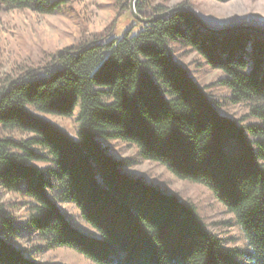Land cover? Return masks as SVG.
<instances>
[{
	"label": "trees",
	"instance_id": "obj_1",
	"mask_svg": "<svg viewBox=\"0 0 264 264\" xmlns=\"http://www.w3.org/2000/svg\"><path fill=\"white\" fill-rule=\"evenodd\" d=\"M145 1L136 5L141 17L169 10L150 11ZM68 3L0 0V11L54 15ZM142 26L109 42L63 49L46 68L0 87V187L31 200L28 224L49 249L68 247L95 264H264V35L212 34L184 11ZM173 43L191 48L224 78L196 83L175 61ZM215 87L228 89L229 102L249 113L221 116L210 93ZM77 108L76 138L40 116L71 118ZM1 131L33 136L17 141ZM106 141L136 147L144 161L206 187L234 215L246 249L226 247L191 200L127 175L134 161L110 156ZM58 200L74 204L101 239L78 232ZM6 232L16 234L0 205V264H39Z\"/></svg>",
	"mask_w": 264,
	"mask_h": 264
},
{
	"label": "rangeland",
	"instance_id": "obj_2",
	"mask_svg": "<svg viewBox=\"0 0 264 264\" xmlns=\"http://www.w3.org/2000/svg\"><path fill=\"white\" fill-rule=\"evenodd\" d=\"M131 0H69L62 10L54 15L36 14L27 10L0 11V87L7 80L16 79L30 69H44L53 60L54 54L68 47H81L96 42H109L121 38L132 26L142 29L132 16ZM141 1L138 0L137 3ZM150 11L157 6L166 9L187 7L210 28L216 30L239 26H251L264 30V0H146ZM136 3V5H137ZM149 18V17H148ZM174 59L190 72L192 79L201 86L212 85L224 78L222 72L211 69L202 57L181 43H173ZM213 98L221 105V116L239 120L249 113L246 105H232L231 93L224 87L210 89ZM76 109L71 118L40 114L77 137L78 122ZM249 119L247 123H255ZM3 138L17 141L27 140L33 135L20 131H1ZM108 154L117 160L131 159L134 165L124 170L130 177L143 179L147 185L159 188L164 194H177L182 200H191L198 207L208 229L224 241L226 247L246 249V239L236 223L234 215L203 185L181 181L166 168L144 161L136 147L121 141H106ZM38 149V148H36ZM40 168L51 169L52 163H38ZM55 184V183H54ZM59 187L50 191L54 197ZM0 205L15 228L16 234L8 232L4 238L15 248L23 250L26 258L39 264H95L68 247L49 249L38 233L28 224L31 200L0 187ZM58 206L71 225L81 234L100 240L101 236L87 224L78 208L66 201L58 200Z\"/></svg>",
	"mask_w": 264,
	"mask_h": 264
},
{
	"label": "water",
	"instance_id": "obj_3",
	"mask_svg": "<svg viewBox=\"0 0 264 264\" xmlns=\"http://www.w3.org/2000/svg\"><path fill=\"white\" fill-rule=\"evenodd\" d=\"M137 1L138 0H131L130 1V10H131V14H132L133 18L140 24L154 23L155 21L162 19V18H165L174 12L184 11L193 18V20L196 22V24L201 29H203L206 32L212 33V34L223 35V34H229V33H233V32L240 31V30H249V31L257 32L259 34L264 35V30H262L260 28H256V27H251V26H239V27L222 29V30L212 29V28L208 27L192 10L185 8V7H175V8L168 10L167 12H164V13L154 17V18H144V17H141L137 13V10H136Z\"/></svg>",
	"mask_w": 264,
	"mask_h": 264
}]
</instances>
